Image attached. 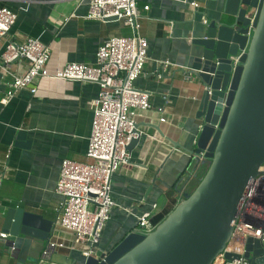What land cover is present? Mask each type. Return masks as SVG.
Listing matches in <instances>:
<instances>
[{
  "label": "crops",
  "instance_id": "0c3cea01",
  "mask_svg": "<svg viewBox=\"0 0 264 264\" xmlns=\"http://www.w3.org/2000/svg\"><path fill=\"white\" fill-rule=\"evenodd\" d=\"M193 1L200 7H192ZM88 2L0 0V5L18 14L9 39L22 43L27 37H35L51 51L47 64L50 75L34 85L37 95L30 89L21 90L4 104L1 99L9 88V77L0 80V264H40L35 262L40 245L37 240L25 254L21 253L24 260L19 250L11 251L3 241L1 219L10 207H22L54 222L51 254L73 259L72 264H84L89 257L80 251L74 234L56 223L59 196L55 188L64 159L88 160L93 103L100 86L70 83L53 75L67 62L94 64L104 41L113 35L131 34L132 30L120 21L85 18ZM138 9L140 32L149 46L144 71L135 86L149 93L151 107L137 110L140 142L130 151L131 162L122 165L113 177V196L118 205L100 243L102 251L107 252L136 230L137 214L144 203H157L154 219L163 220L183 199L178 189L182 193L192 189L207 167L202 162L195 169L190 154L203 125L199 112L205 86L194 74L190 80L184 75L195 61L194 40L204 35L207 21L224 14L226 0H138ZM198 13L203 14L202 21L197 20ZM3 48L2 42L0 52ZM167 60L172 65L165 68L161 63ZM28 67L29 62L22 58L14 61L11 69L22 74ZM20 130L25 135L17 146Z\"/></svg>",
  "mask_w": 264,
  "mask_h": 264
},
{
  "label": "water",
  "instance_id": "95a60500",
  "mask_svg": "<svg viewBox=\"0 0 264 264\" xmlns=\"http://www.w3.org/2000/svg\"><path fill=\"white\" fill-rule=\"evenodd\" d=\"M197 18L202 21L203 14ZM205 24L204 35L194 40L191 69L205 86L203 125L190 150L195 169L205 162V171L192 189H178L182 201L154 231H131L104 260L91 255L84 264H214L226 248L250 182L264 163V0H226L224 14ZM138 127L129 151L140 142ZM24 135L20 130L17 146ZM1 220L8 235L3 241L19 250L20 259L37 240L36 263L72 264L73 259L51 254L53 221L22 207H10ZM238 257L226 253L228 260ZM246 257L264 264L258 239L248 240Z\"/></svg>",
  "mask_w": 264,
  "mask_h": 264
},
{
  "label": "built area",
  "instance_id": "2783aa9c",
  "mask_svg": "<svg viewBox=\"0 0 264 264\" xmlns=\"http://www.w3.org/2000/svg\"><path fill=\"white\" fill-rule=\"evenodd\" d=\"M88 5L85 18L120 21L129 26L132 33L113 35L104 41L98 48L94 64L67 62L53 75L70 83L93 82L100 86L98 98L93 103L92 131L86 153L88 160L67 158L61 163L55 188L59 196L56 223L74 234L84 256L94 255L102 261L109 252L102 251L101 238L118 205L113 196V177L122 165L131 162L128 146L136 136L133 130L137 124V110L151 107L149 93L135 86L144 71L149 41L140 32L138 0H89ZM191 6L199 8L200 4L193 1ZM17 17L15 11L0 5V44L4 43L0 52V80L9 77V88L1 99L4 104L12 101L21 90L30 89L37 95L38 87L34 85L50 75L47 70L51 59L48 45L35 37H27L22 43L9 39ZM22 58L29 62L28 69L22 74L13 72V62ZM161 64L165 68L172 65L169 60ZM192 75L191 71H185L184 77L190 80ZM157 208V203H144L142 211L137 214L136 232L147 234L157 228L162 221L154 219ZM1 236L8 235L1 233ZM250 238L258 239L264 246V163L250 182L233 234L215 262L254 264L246 257ZM54 246V243L50 244V248ZM226 253L239 257L228 260Z\"/></svg>",
  "mask_w": 264,
  "mask_h": 264
},
{
  "label": "bare ground",
  "instance_id": "6f19581e",
  "mask_svg": "<svg viewBox=\"0 0 264 264\" xmlns=\"http://www.w3.org/2000/svg\"><path fill=\"white\" fill-rule=\"evenodd\" d=\"M215 264H220L219 261L218 262H215Z\"/></svg>",
  "mask_w": 264,
  "mask_h": 264
}]
</instances>
